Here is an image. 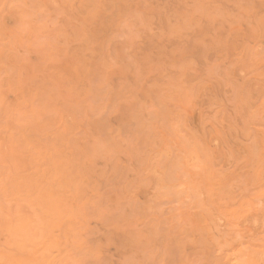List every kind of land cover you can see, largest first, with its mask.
<instances>
[{
	"label": "rangeland",
	"instance_id": "1",
	"mask_svg": "<svg viewBox=\"0 0 264 264\" xmlns=\"http://www.w3.org/2000/svg\"><path fill=\"white\" fill-rule=\"evenodd\" d=\"M0 264H264V0H0Z\"/></svg>",
	"mask_w": 264,
	"mask_h": 264
}]
</instances>
